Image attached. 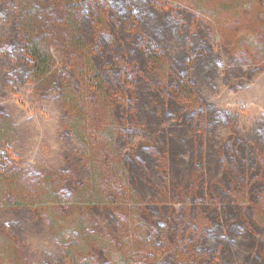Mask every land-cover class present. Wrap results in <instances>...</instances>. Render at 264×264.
<instances>
[{"label": "rangeland", "instance_id": "rangeland-1", "mask_svg": "<svg viewBox=\"0 0 264 264\" xmlns=\"http://www.w3.org/2000/svg\"><path fill=\"white\" fill-rule=\"evenodd\" d=\"M1 1H9V13L20 2ZM154 2L190 27L188 37L201 39L198 45L221 64L216 93L208 100L200 94L207 103L199 99L203 111H189L191 118L183 110L197 105L170 102L168 64L154 74L164 86L151 93L150 112L122 118L108 99L92 100L83 115L75 114L53 83L67 60L53 40L48 81L26 82L13 92L0 79V125L13 129L10 145L0 129V150L9 161L7 174L0 173V264H69L63 253L74 242L86 264L188 263L186 247L196 246L204 231L217 243L223 228L216 226L232 227L227 214L239 226L238 218L251 211L264 213L253 192L262 175L249 164L264 155L255 138L264 124V0ZM26 6L38 20L52 8L49 0H27ZM206 34L215 52L207 49ZM123 89L136 107V88ZM214 111L219 127L206 123ZM123 120L133 138L117 128ZM181 121L188 128L180 130ZM257 230V241L249 240L245 250L253 246L263 258L264 228ZM231 256L229 264H242L241 255Z\"/></svg>", "mask_w": 264, "mask_h": 264}, {"label": "trees", "instance_id": "trees-1", "mask_svg": "<svg viewBox=\"0 0 264 264\" xmlns=\"http://www.w3.org/2000/svg\"><path fill=\"white\" fill-rule=\"evenodd\" d=\"M13 1L16 0H10V3ZM49 1L52 8L45 14V20H38L36 13L27 14V0H20V10L17 9L18 4L11 5V13L8 12L10 5L6 4L9 1H1L0 79L6 86H11L13 92L14 86L49 80L55 59L48 43L53 40L67 55L66 63L61 71L56 72L53 83L61 92L67 109L75 114L83 115L85 107L92 100L102 102L108 99L111 101L106 105L114 104L122 118L124 112L130 118H134L138 110L150 112L154 109L151 93L164 86L160 77L154 74L163 72L168 64L171 66L167 81L170 102L179 98L197 105L190 106V110H183L191 118L195 112L189 111H203L202 105L197 104L199 99L206 102L211 97L209 94L216 93L213 87L222 75L221 64H215L202 45H198L201 39L188 37L190 27H185L174 15L163 11L154 0ZM37 25L41 27L34 28ZM205 37L207 49L215 52L210 45L212 37L208 34ZM153 77L154 83L150 82ZM124 86L136 88V98H133L136 107L128 104L130 100L124 96L127 94ZM195 93L198 97L193 98ZM200 94L206 99L201 98ZM161 104L165 108L164 98ZM153 113L157 116L156 110ZM125 123L124 120L118 121L117 128H123L128 139L133 138L135 131L129 126L131 124ZM206 123L214 127L221 126L219 112L210 114ZM224 123L228 124L225 120ZM229 124L235 125V122ZM177 125L180 130L188 128L186 122L181 121ZM262 127L257 129L255 138L258 137L264 149V132L259 134ZM0 129L2 142L10 145L12 127L3 121ZM116 134L117 130L114 136ZM115 146L118 147L117 144ZM252 159L254 162L249 163L250 167L254 166L262 175L258 177L257 182L260 183L253 191L254 197L259 205L264 206V155L261 153L257 159L255 156ZM8 165L7 155L0 150L1 174H7ZM234 204L233 201L228 203L232 207ZM227 215L232 227L216 226L223 228L218 242L210 240L204 231L196 246L186 247L189 262L181 264H229V260L234 258L232 253L241 255L242 264L243 261L245 264H264V256L262 258L259 255L261 252L255 254L253 246L245 250L249 240L257 241V229L264 228V213L255 215L251 211L248 218H238L241 223L239 226L234 215ZM197 226L199 224H195ZM210 227L207 225L206 228ZM194 236L190 237L191 240ZM229 243H233V247ZM78 247V242L66 245L63 255L69 264H86L85 260L75 255ZM195 251L199 257L193 254Z\"/></svg>", "mask_w": 264, "mask_h": 264}]
</instances>
